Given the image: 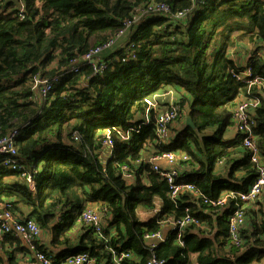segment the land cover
<instances>
[{
    "label": "trees",
    "instance_id": "trees-1",
    "mask_svg": "<svg viewBox=\"0 0 264 264\" xmlns=\"http://www.w3.org/2000/svg\"><path fill=\"white\" fill-rule=\"evenodd\" d=\"M19 1L0 0V140L16 133L13 163L0 156V215L8 206L20 221L32 219L49 232L50 245L37 243L34 254L60 264L87 252L108 264L111 247L133 253L124 264L153 257L164 264H264V195L245 210L237 247L228 232L234 201L220 209L187 193L174 200L146 161L185 154L176 183L192 184L211 200L245 193L257 180L243 135H226L235 127L236 99L249 91L235 75L250 68L263 81L250 89L260 105L249 116L264 164V0H22V14ZM153 3L170 14L137 21L103 54V73L82 61ZM179 13L186 16L176 19ZM37 80L53 83L47 97ZM174 91L177 99L170 98ZM145 98L155 99L156 109ZM171 99L179 116L164 142L156 119ZM109 127L117 128L112 154L104 145ZM126 133L128 139L120 136ZM86 203L99 207L108 242L76 225ZM188 214L192 224L170 231ZM159 230L168 239L151 249L145 236ZM28 254L15 234L0 237V264H26Z\"/></svg>",
    "mask_w": 264,
    "mask_h": 264
},
{
    "label": "built area",
    "instance_id": "built-area-1",
    "mask_svg": "<svg viewBox=\"0 0 264 264\" xmlns=\"http://www.w3.org/2000/svg\"><path fill=\"white\" fill-rule=\"evenodd\" d=\"M196 0H190V2H195ZM19 12L23 13L24 3L23 1H19L18 3ZM171 9L165 4H151L142 10V13L137 15L133 21H127L125 23V27L121 30L115 39L110 40L102 46H99L97 49L91 51L87 55L83 57L84 62L87 64H91L95 73H103L104 70L107 69L105 62H100L103 54L115 48L117 43H119L129 31H131L133 26L137 21H143L147 16H154V14L159 15H169ZM186 14L179 13L175 16L176 19H181ZM99 64V67L94 66V64ZM235 78L247 84L249 86V91L246 97L240 96L237 101V105L234 109V119H235V131H238L243 135V147L248 151L251 156V162L256 169V174L258 175L257 180L251 186V188L245 192L240 193L237 191H225L221 193L220 197L211 200L203 196L200 191L192 184L188 183H176V175L179 170V163L181 160L187 161L189 158L182 153H172L165 152L157 155H150L146 158V161L153 166L154 172L159 174L160 177L167 180L170 187V196L172 199L176 200L180 197L181 194H190L193 197H203L204 204L209 205L211 207L223 208L228 205L230 201H234L235 208L233 210V215L229 219V239L235 246H240L242 244L241 238V230L245 226L246 223V213L245 210L253 206L261 197L264 195V164H263V156L261 154V150L257 143V138L254 136L252 132L253 122L250 119L249 113L251 108L258 107L260 105V100L254 94H250V89L254 86H262L263 81L259 77L252 76L251 69L249 68L242 74L235 75ZM39 80V79H38ZM37 80L36 84L40 85L42 88L39 92L40 96L47 97V95L53 90V83L50 81L39 82ZM54 82H58V79H54ZM38 88V87H37ZM145 103L149 106V108L156 109L157 102L155 99L145 98ZM179 116V107L175 104V102L170 100V107L164 111H162L157 119H156V135L160 138L161 141L169 142L170 137L172 136L170 133L169 125H174L175 120ZM148 121V118H146ZM117 131L115 127H109L105 132L104 145L110 149V153L115 147L114 141L112 140V132ZM15 132L11 135L7 136V138H3L0 140V156H7L6 165L13 163L11 161V156L16 155V145L14 144ZM120 136L124 139H128L130 133L120 134ZM77 139V138H76ZM164 161L167 165L166 168L161 166V162ZM140 162V161H139ZM13 169H16V166L13 165ZM125 170V177L130 179L131 174L127 172L128 168L126 166L123 167ZM6 208L0 215L1 225H0V237L4 234H8L9 232L15 234L17 237L21 238L27 247L31 249V251L36 250V242L40 238L42 230L38 226V224L32 220L27 219V221H20L16 218L10 211L6 212ZM99 207L96 203H86L81 214L78 215L76 219L77 226H87L93 230L95 235H97L101 239H105L106 242L109 241L108 237H105L103 234L106 231V223L98 210ZM188 212V210H186ZM193 218L190 214L186 215L184 218L177 220L176 223H172L170 225V231L183 230L187 225L192 224ZM164 225L166 222L163 223ZM146 241L151 245V249L155 248L159 242H165L168 239L167 234L163 230H159L155 233H150L145 236ZM182 244V242H181ZM109 254L111 256L108 264H124L125 261L129 259H133V253L128 250L118 251L111 247H108ZM38 259L43 264H52L51 260L46 258L42 254H36ZM60 264H97L96 259H94L87 252L77 253L67 256ZM148 264H164V261L161 259H157L153 257Z\"/></svg>",
    "mask_w": 264,
    "mask_h": 264
},
{
    "label": "crops",
    "instance_id": "crops-1",
    "mask_svg": "<svg viewBox=\"0 0 264 264\" xmlns=\"http://www.w3.org/2000/svg\"><path fill=\"white\" fill-rule=\"evenodd\" d=\"M234 129H232L231 131H229L228 133H227V137H230L231 135H233L234 134ZM161 166L163 167V168H166L167 167V165H166V163L164 162V161H162L161 162ZM263 197V196H262ZM262 197H261V199H262ZM263 201H264V197H263ZM78 227H80V226H78ZM79 230V228L77 229H75V232H74V234H75V236L77 237V235L79 236L80 235V231H78ZM78 231V232H77ZM77 232V233H76ZM21 239V238H20ZM22 240V239H21ZM50 241H51V236L49 235V232L48 231H42V233H41V235H40V238L38 239V241L36 242V248H37V243H38V246H40V247H45V248H47L49 245H50ZM22 242H23V244H24V246L27 248V250H29V254L27 255L28 257L26 258V260H25V263L26 264H43L39 259H38V257L36 256V254H34V251H31V249L29 248V247H27L26 246V244L24 243V241L22 240ZM78 245V244H77ZM58 251V250H57ZM31 255V256H30ZM33 259V261L31 262V260Z\"/></svg>",
    "mask_w": 264,
    "mask_h": 264
},
{
    "label": "water",
    "instance_id": "water-1",
    "mask_svg": "<svg viewBox=\"0 0 264 264\" xmlns=\"http://www.w3.org/2000/svg\"><path fill=\"white\" fill-rule=\"evenodd\" d=\"M186 124H187V127H192L193 129L195 128V124L193 123V120H191L190 118H187L186 119ZM3 212V210H1V213Z\"/></svg>",
    "mask_w": 264,
    "mask_h": 264
},
{
    "label": "rangeland",
    "instance_id": "rangeland-1",
    "mask_svg": "<svg viewBox=\"0 0 264 264\" xmlns=\"http://www.w3.org/2000/svg\"><path fill=\"white\" fill-rule=\"evenodd\" d=\"M122 41V40H121ZM174 98V97H176V99L178 98V95L176 94V92L174 91V92H172L171 94H170V98ZM235 130V129H234Z\"/></svg>",
    "mask_w": 264,
    "mask_h": 264
}]
</instances>
